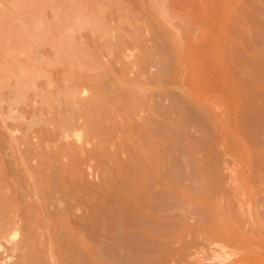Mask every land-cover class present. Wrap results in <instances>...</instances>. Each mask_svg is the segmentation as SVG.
<instances>
[{"label":"bare ground","instance_id":"obj_1","mask_svg":"<svg viewBox=\"0 0 264 264\" xmlns=\"http://www.w3.org/2000/svg\"><path fill=\"white\" fill-rule=\"evenodd\" d=\"M246 56L264 63V0H0V91L12 87L17 103L32 91L37 112L27 133L9 128L0 140L11 156L0 151V264H105L120 249L148 251L146 264H264V187L257 194L240 173L206 207L201 192L225 183L205 161L207 145L185 137L194 122L206 139L219 126L239 135L259 101L228 62ZM184 74L188 85L169 91L164 79ZM15 107L6 114L24 123ZM178 141L188 165L205 167L199 177L186 168L181 176ZM92 160L97 184L86 176ZM228 249L235 257L219 260Z\"/></svg>","mask_w":264,"mask_h":264},{"label":"rangeland","instance_id":"obj_2","mask_svg":"<svg viewBox=\"0 0 264 264\" xmlns=\"http://www.w3.org/2000/svg\"><path fill=\"white\" fill-rule=\"evenodd\" d=\"M248 1L249 0H244V2H246V3ZM182 10L185 11V9H182ZM246 10H247L246 11L247 14H246L245 18H246V21H248V23H250V25H251L250 26L251 31L254 33L260 31L261 30L260 29V26H261L260 22L253 20V15L257 16L259 9L256 8L254 10L253 8H251V10H249V9H246ZM253 11H255V14H253ZM183 13H186V11ZM144 14H146V13L144 12ZM145 17L147 19L148 18L150 19L151 16L147 17V15H146ZM159 17L163 21L167 22L163 16L159 15ZM177 20H179V18H174L173 23L177 22ZM146 36H147V38L148 37L150 38L153 35L149 33V36L148 35H146ZM148 41H149V43L151 42V40H148ZM247 47H249L248 49H250L251 51L253 50L252 49L253 46L249 45ZM41 50L48 51L49 49H48V47L43 46V47H41ZM107 63L110 64L109 61H107ZM228 64H229V67H230V70L232 73L231 75H232L233 80L238 81L242 85L243 84L246 85L248 87L249 91H251L252 94H254L255 97L258 98L259 103L256 104L255 106H253L251 108V110H249L250 112H249L248 117H246V115L244 114V116H245L244 121L243 122L240 121L241 123H239L236 126V130L239 133V135L236 134L235 131H233L230 128H226L225 126H223V127L219 126L218 129L212 130L213 133H211V138L209 137V139L208 138L206 139L205 136L202 135V133H200V131L196 130L197 125L194 126L196 122H194V125L192 124L193 126L191 127V133H188V132H190V130L188 132H186L185 137H187L189 139L192 138L193 140L192 139H190V140L194 141L195 143L201 142V144L207 145V149H206L205 153H207L208 157L207 156L205 157L206 158L205 161H207L208 164H213V165H216L218 167V169L220 171V175H221V177L225 183V187L222 188L221 190L211 189L210 191L201 192V194L205 197V199L208 202H210V204H211V205H205L206 207H214L215 208V206L217 204H219L221 202V200L224 199V196H225L224 193H227L228 189L237 185V183H238L237 176L240 173L246 174L247 182L249 183V186L255 187L257 194H259L258 191H260L264 187V178L259 176L260 173H263V175H264V102L262 101V97L264 96V63H260L259 61L254 60L253 57H251V56H248V57L246 56L240 60L229 61ZM153 68H154L153 72L156 70L158 71V69H157L158 67L155 66ZM185 76H188V77H186V79H185ZM177 78H179L178 80L181 81V83L179 81H177V79H176V81H175V79L173 81H170L171 78H168V77L166 78L167 81H165V79H164V83H165L166 87H169V91L171 90L172 92H174V90L176 89L175 92L177 93L178 92L177 91L178 89L176 88L177 86L183 84L184 82H185L184 83L185 85H188L189 75L184 74V75H181L180 77H177ZM168 80H169V85L166 84L168 82ZM173 82L175 85L173 84ZM176 83H178V84H176ZM213 85L214 86L210 87L211 94H215L216 93L215 90H217V84H213ZM174 86H175V88H174ZM13 96L14 95L12 92V87H10V86H7L0 91V98L2 100V101H0V140L1 141L8 139L7 137L9 136V134H8L9 128H13V127L16 128L17 127L18 131L16 130L15 133L18 136L21 134L22 135L25 134L23 132L27 133L26 128L29 125L27 119L33 118V116L37 113L36 111H33L34 108L31 105L32 97H33L32 91L29 92V94H28L29 97L27 98V100L25 102L17 103L15 101V99L13 98ZM179 98H181V97L179 96ZM183 101H185V100H183ZM167 103H168V100H167ZM181 103H182V101H181ZM10 104L16 105L17 107H15V108L17 111H23V113H25L26 117L23 120L26 123L25 122L21 123L22 119H19V120L16 118L13 119V118H10L8 116V114H6ZM187 104L189 105L190 103H188V102L182 103V105L185 107L187 106ZM190 106H188V107H190ZM188 107H186V108L189 109ZM33 112H34V114H33ZM242 120H243V118H242ZM42 125H43L42 121L35 124L34 127H32V125H31L32 131H30L31 129L30 130L28 129V133L29 134L31 133L30 135H32V133H34V135H36L37 133H39V130H38V129H40L39 127H42ZM24 126H25V128H24ZM18 127H19V129H18ZM36 128H38V129H36ZM255 128H256V131L254 130ZM35 130L37 131V133H35L36 132ZM193 130L195 132L194 134L192 133ZM251 130H253V131H251ZM180 133L181 134L178 133V135H177L178 139L180 136L183 135L182 132H180ZM252 133H254L255 135ZM182 137H180V138L185 140L184 135ZM33 139H34V137H33ZM72 139L73 140H79L75 136L72 137ZM182 139H180V142L183 143L184 141ZM34 140H37V138H35ZM178 143H179V141H178ZM179 144H178V147L180 146L181 150H180V147L176 149V152H178V149L180 152V153L179 152L176 153V158H177V155H179L178 156L179 159L177 158V160H179V161H177L178 162L177 164H179V167L182 168L181 174L184 173L183 175H181V174L180 175L185 177L187 174L186 172L188 170L189 171L193 170L195 172V174L199 177L200 170L205 169V167L203 165H201V167H199L197 165L194 166V164L188 165L187 159H189V160L191 159L190 151L188 149L186 150L185 146H183L182 144H180V145ZM2 148H3V146H2ZM2 148L0 146V151H3L2 154L4 155L2 157L8 161V159L11 158V156L5 154L4 150ZM197 153L200 155H203L202 152L198 151ZM93 162H95L96 165L93 164ZM91 163H92L91 165H93L91 168L86 167V169L88 168L87 169L88 172L86 171V173H88V174L86 176L90 180V182L92 181L91 183L97 184L96 180L99 181V179L101 177V172L99 170V173L97 175V171H96L97 167L96 166H98V164L96 163L95 160L94 161L92 160ZM251 166H254L255 170L251 169ZM184 168H186L188 170H186V169L184 170ZM98 169H100V166L98 167ZM254 184H258V185L254 186ZM261 196L264 197V193ZM182 204L184 205V203H182ZM194 206L196 207V205H194ZM199 206L202 207L204 205L201 204ZM195 207H194V209H195ZM201 209H205V207H202V208L196 207V210H201ZM83 210L79 209V211H77V213L82 214ZM188 212H190V211H188ZM189 215H192V214H189ZM215 216H216L217 220H219V218H220V223L227 224V225L228 224L231 225V223H237V225H240L236 220L231 219L230 214H224V218H222V217H220L219 212H215ZM240 222H241V220H240ZM20 232L22 233V231H20ZM21 233L20 234L18 233L17 234L18 236L17 237L15 236L14 240H16V239L19 240V238L22 235ZM190 237L192 238L193 234ZM190 237H188V238H190ZM199 242H200V240H199ZM199 242L195 243L196 245H194L192 247L193 250L194 249L198 250L201 248V245L198 244ZM175 245L178 246L179 244L177 245V243H175ZM120 250L114 251L115 254L112 253L113 256H111V257H113V260H112V258H109L105 264H111V263L112 264H118V263L119 264H123V263L124 264H128V263L132 264V260H130L131 263H130V261L125 262V260H127L126 257L129 256L130 258H133L134 253L137 254L138 252L137 251L134 252V251L127 250V249H125V250L122 249L121 250L122 252H120ZM124 251H126V253H130L127 251H131V252H133V254L130 253V254H127L128 255L127 256ZM231 252H233V250L228 249V253H222L219 257V260L223 259L224 262L230 261L232 258L235 257V255ZM142 253H143V256L140 254V252L137 254L138 256L135 254V259L133 260L134 261L133 264H136L135 261H139L140 264H146V262L143 261L144 256L148 255L149 253H148V251L147 252L143 251ZM145 253H147V254H145ZM122 255L124 256L123 257L124 259L121 257ZM139 257L143 258V260L142 259L140 260ZM188 257H189V255H187V258ZM114 258H116V259H114ZM167 258H166V256H164L163 259L161 260V262H159L157 264H165V263L170 264L171 262H172L171 264H176L175 262H177V261L176 260L172 261V259H171L172 257L170 258V261H168L169 258L168 259ZM191 258H193V257H191ZM191 258L188 259V261H191L192 260ZM217 261H218V259L212 260L209 263L214 264ZM139 263H137V264H139Z\"/></svg>","mask_w":264,"mask_h":264}]
</instances>
